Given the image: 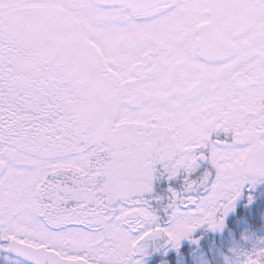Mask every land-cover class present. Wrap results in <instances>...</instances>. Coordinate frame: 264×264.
Returning <instances> with one entry per match:
<instances>
[{
	"label": "snow or ice",
	"instance_id": "1",
	"mask_svg": "<svg viewBox=\"0 0 264 264\" xmlns=\"http://www.w3.org/2000/svg\"><path fill=\"white\" fill-rule=\"evenodd\" d=\"M262 178L264 0H0V253L143 264Z\"/></svg>",
	"mask_w": 264,
	"mask_h": 264
},
{
	"label": "trees",
	"instance_id": "2",
	"mask_svg": "<svg viewBox=\"0 0 264 264\" xmlns=\"http://www.w3.org/2000/svg\"><path fill=\"white\" fill-rule=\"evenodd\" d=\"M242 206L245 205L241 204L235 212H229L227 215L228 243L214 240L211 246L202 243L195 249L180 248L169 252L168 255L166 252L161 253L158 259L155 258L156 254H151L153 259L151 264H156L154 261H173L172 264L175 262L184 264L187 259H194V264H242L243 258L253 252L259 242L262 244L264 241V194L257 203L245 206L246 208ZM240 208L244 211H238ZM220 251L229 255V259L224 258L227 257L226 255L222 260V252L220 256L218 255Z\"/></svg>",
	"mask_w": 264,
	"mask_h": 264
},
{
	"label": "flooded vegetation",
	"instance_id": "3",
	"mask_svg": "<svg viewBox=\"0 0 264 264\" xmlns=\"http://www.w3.org/2000/svg\"><path fill=\"white\" fill-rule=\"evenodd\" d=\"M157 186L160 187V190L158 189L157 191H159L158 195L162 196H166L167 195V183L166 182H158ZM175 187L177 189L180 188V184L179 182L175 183ZM264 194V178H262L261 180H259L257 182V184L255 185V187L251 190V192L248 191V189H245L241 195V197L235 201V204L233 206V208L229 211V212H235L236 208L241 206V204L245 205V206H250L251 204H255L258 202V200L261 199V197ZM249 195H251L253 197V200L251 203H249L248 197ZM242 206V207H245ZM246 208V207H245ZM60 213H61V218H64V213H69L68 209H59ZM238 211H244L241 208ZM228 212V213H229ZM227 213V215H228ZM224 216V227L222 229L219 230H212L210 228L207 227V225H203L201 226L199 229L196 230L195 233L192 234V237L190 238H185L181 241V247L180 248H199V245H201L202 243H206V245L208 244V246H211V244L213 243V241L215 240H221V242H225L228 243V238H229V225H228V216ZM198 238V239H197ZM196 239L197 242L196 243H192V240ZM160 242V241H159ZM264 242V241H263ZM259 242L257 248L256 249H261L264 248V243ZM163 247L165 249H167L168 251H166V255L169 254V252L176 250L174 249H169L167 248L168 244H165V242L163 241ZM261 244V245H260ZM159 248H162L161 246H158ZM151 248V245L149 246V248L146 250L145 254H141L138 255L137 258L142 259L143 264H151L153 259L151 258L150 254H149V249ZM222 251H220L218 253V255L220 256V253ZM163 252H156L155 254L157 255L155 258H159V254H161ZM252 253V252H251ZM9 256L10 258L7 259L5 256ZM222 257L221 259L223 260V256H226L227 254H224V252H222ZM225 259H229V255H227V257H224ZM245 258V257H244ZM243 258V260H244ZM15 260H19L18 262L24 263V264H29L26 261H20V259L18 257L12 256L9 253H0V264H6V262H13ZM171 262L173 261H168V264H172ZM154 263L156 264H165V261H154ZM176 264V262L174 263Z\"/></svg>",
	"mask_w": 264,
	"mask_h": 264
},
{
	"label": "rangeland",
	"instance_id": "4",
	"mask_svg": "<svg viewBox=\"0 0 264 264\" xmlns=\"http://www.w3.org/2000/svg\"><path fill=\"white\" fill-rule=\"evenodd\" d=\"M61 179V178H60ZM60 181L61 180H57L55 183L57 184V185H59L60 184ZM160 190V187H156V192H157V194L159 193V191H157V190ZM162 197H166V196H164V195H162ZM59 209L60 208H58V212H60L59 211ZM68 211H69V213L70 212H72L73 211V209H68ZM53 219H56V217H53ZM161 243H163V241H160V242H157V243H155V244H152L151 245V248L149 249V254L151 255V254H155V252H166V251H168L167 249H165L164 247H163V244H161ZM158 246H161L162 248H159ZM167 248H169V249H174L170 244H168V246H167ZM155 251V252H154ZM7 259H9L10 257L9 256H5ZM19 260H15V261H13V262H6V264H24V263H21V262H18Z\"/></svg>",
	"mask_w": 264,
	"mask_h": 264
},
{
	"label": "clouds",
	"instance_id": "5",
	"mask_svg": "<svg viewBox=\"0 0 264 264\" xmlns=\"http://www.w3.org/2000/svg\"><path fill=\"white\" fill-rule=\"evenodd\" d=\"M188 232V229L186 226H184V223L181 222V227L177 229L176 235L178 238H183Z\"/></svg>",
	"mask_w": 264,
	"mask_h": 264
},
{
	"label": "water",
	"instance_id": "6",
	"mask_svg": "<svg viewBox=\"0 0 264 264\" xmlns=\"http://www.w3.org/2000/svg\"><path fill=\"white\" fill-rule=\"evenodd\" d=\"M12 254H14V253H12ZM14 255H17V256H19L18 254H14ZM19 257H21V256H19ZM22 259H24L25 261H28V262H30V263H32L31 261H29L27 258H24V257H21Z\"/></svg>",
	"mask_w": 264,
	"mask_h": 264
}]
</instances>
